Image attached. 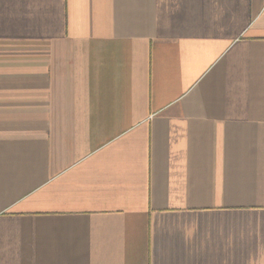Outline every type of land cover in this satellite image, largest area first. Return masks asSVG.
<instances>
[{
	"label": "crops",
	"instance_id": "obj_1",
	"mask_svg": "<svg viewBox=\"0 0 264 264\" xmlns=\"http://www.w3.org/2000/svg\"><path fill=\"white\" fill-rule=\"evenodd\" d=\"M0 264H264V0H0Z\"/></svg>",
	"mask_w": 264,
	"mask_h": 264
}]
</instances>
